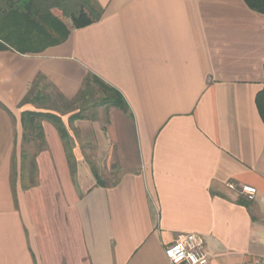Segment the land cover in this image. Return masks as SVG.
Returning <instances> with one entry per match:
<instances>
[{
  "label": "crops",
  "instance_id": "0c3cea01",
  "mask_svg": "<svg viewBox=\"0 0 264 264\" xmlns=\"http://www.w3.org/2000/svg\"><path fill=\"white\" fill-rule=\"evenodd\" d=\"M96 1L101 20L64 43L0 51V264H171L183 234L204 239L208 264L264 258V15L244 0ZM91 75L129 110L62 117L71 160L48 120L43 145L25 139L23 113L48 112L22 105L36 81L72 102ZM38 148L33 180L23 155Z\"/></svg>",
  "mask_w": 264,
  "mask_h": 264
},
{
  "label": "trees",
  "instance_id": "16d2710c",
  "mask_svg": "<svg viewBox=\"0 0 264 264\" xmlns=\"http://www.w3.org/2000/svg\"><path fill=\"white\" fill-rule=\"evenodd\" d=\"M244 2L251 10L264 15V0H244ZM53 9H59L63 16L69 18L72 27H68L55 16L52 12ZM102 14L103 10L96 0H0V51L11 49L23 55L41 54L49 47L64 43L72 30L82 29L99 22ZM37 82L39 81H36V84ZM92 84H95L103 94L102 105H110L124 112L129 110L120 92L93 75L85 81L84 89L80 92L77 100L85 97ZM49 99L41 92L34 95L32 88L23 99L22 105H40L42 101L46 103ZM66 102L74 103L76 100ZM257 105L264 121V89L257 97ZM84 119L79 114H74L69 118V122ZM45 120L50 121L57 128L62 140L67 145L70 152L69 160H71L73 155L70 149L69 133L62 118L58 115L37 111L24 112L22 124L25 139H33L43 145L42 122ZM39 151L41 148L34 150L31 156H29L30 154L23 155L24 159L30 157L29 169L33 180L37 174L36 156ZM93 174L97 185H103L98 171L94 168Z\"/></svg>",
  "mask_w": 264,
  "mask_h": 264
},
{
  "label": "rangeland",
  "instance_id": "374dc122",
  "mask_svg": "<svg viewBox=\"0 0 264 264\" xmlns=\"http://www.w3.org/2000/svg\"><path fill=\"white\" fill-rule=\"evenodd\" d=\"M52 12L68 27H72L71 20L63 16L62 12L59 9H53ZM33 90L34 95L38 92H41L45 96L50 98L46 103L42 101L40 105L32 104L35 106L34 109L48 111V113L53 112L59 117L65 118V120L70 118L74 114H79L80 116L89 120L102 118L103 123L105 124V121L107 119V112H109L110 108H112L110 106L108 107L107 105H102L101 100L104 97L95 84L91 85V88L85 95V97L79 98L74 103H68L64 101L54 90L49 87L48 83L44 81L37 82V84L33 87ZM87 146V150H82V155L85 161L90 166V168H96L101 177H105L106 171L108 169V166L105 167V162L103 163L105 159L103 160V158L98 155L97 151L93 147H90L89 145ZM31 155L32 154H30L29 156ZM29 158H27L26 161L30 173ZM98 161H100V164L98 163Z\"/></svg>",
  "mask_w": 264,
  "mask_h": 264
},
{
  "label": "built area",
  "instance_id": "2783aa9c",
  "mask_svg": "<svg viewBox=\"0 0 264 264\" xmlns=\"http://www.w3.org/2000/svg\"><path fill=\"white\" fill-rule=\"evenodd\" d=\"M226 187L253 200L257 195V189L252 186H238L233 182H226ZM165 256L171 264H208L209 258L205 251V241L196 234H183L167 248ZM244 264H264V258H255Z\"/></svg>",
  "mask_w": 264,
  "mask_h": 264
}]
</instances>
